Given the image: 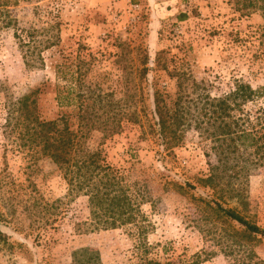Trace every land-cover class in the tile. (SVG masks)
I'll use <instances>...</instances> for the list:
<instances>
[{
    "label": "rangeland",
    "instance_id": "obj_1",
    "mask_svg": "<svg viewBox=\"0 0 264 264\" xmlns=\"http://www.w3.org/2000/svg\"><path fill=\"white\" fill-rule=\"evenodd\" d=\"M11 2L0 8V229L13 247L0 244V264H71L81 249L95 250L103 264L136 259L137 238L127 228L78 232L89 218L88 198L71 193L64 172L20 135L19 101L26 96L41 121L69 120L77 131L78 110L57 100L63 87L64 95L87 99L113 94L120 102L115 112L137 110L146 126L143 138L142 124L124 121L121 133L101 150L109 164L147 189L148 258L264 264V236L248 235L211 201L264 229V167L251 169L240 205L237 198H221L200 185L209 162H215L206 155L210 142L201 131L185 128L183 143L168 151L149 133L153 87L174 95L179 80L198 82L205 88L200 92L222 97L237 80L254 89L264 86L263 14L238 12L232 0ZM8 19L16 23L7 25ZM24 39L31 44L23 45ZM76 66L80 73L72 76ZM246 108L264 109V98ZM100 140L97 132L81 139L90 148Z\"/></svg>",
    "mask_w": 264,
    "mask_h": 264
},
{
    "label": "trees",
    "instance_id": "obj_2",
    "mask_svg": "<svg viewBox=\"0 0 264 264\" xmlns=\"http://www.w3.org/2000/svg\"><path fill=\"white\" fill-rule=\"evenodd\" d=\"M238 12L260 11L264 16V0H232ZM11 0H0V8L13 6ZM2 14V10H0ZM8 13V12H7ZM186 15L181 16L184 20ZM7 25L16 21L8 19ZM25 40V39H24ZM31 40L23 41L30 45ZM264 47V44H261ZM31 51V48H29ZM35 55V52L31 54ZM39 55V54H38ZM27 61V62H26ZM29 64L30 59L25 60ZM72 76L80 73L76 66ZM147 69L144 70L146 72ZM67 79L65 70L60 72ZM177 92L172 95L165 90L153 87L150 134L159 140L163 151L182 144L185 128L194 127L201 131L204 140L210 142L207 157L209 174L200 178L199 183L211 189L221 198H237L240 205L246 200V185L252 168L264 167V109L248 111L246 106L264 98V86L257 89L242 80L225 96L212 97L198 82L186 83L179 80ZM66 87L57 90V100L61 106H74L78 112L77 131L70 127L69 120L41 121L31 113L28 101L30 96L20 99V135L30 141L38 155L48 157L58 169L64 172L71 193L88 198L89 218L78 225V232L109 231L127 228L131 236L137 238L135 260L126 264H171L148 258L149 245L146 242L148 226L143 206L147 202V189L138 182H131L124 169L109 164L101 150L105 141L121 133L122 123L129 121L142 124L137 110L127 113L115 112L120 105L113 94L84 98L79 94L67 93ZM69 91V90H68ZM112 97V98H111ZM35 104V101H32ZM62 126V127H61ZM143 138L148 136L142 124ZM89 132L101 135L97 148H90L81 139ZM192 189L195 186L189 185ZM219 211L228 219L238 223L250 236H264V229L252 220L241 215L234 208H227L211 198ZM35 207H39L35 205ZM0 244L13 247L9 236L0 229ZM71 264H103L101 256L93 249H81L73 253Z\"/></svg>",
    "mask_w": 264,
    "mask_h": 264
}]
</instances>
